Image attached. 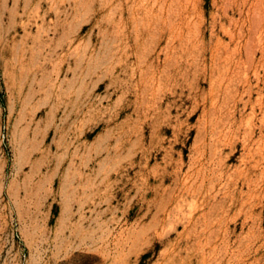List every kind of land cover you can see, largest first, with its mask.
<instances>
[{
  "label": "rangeland",
  "instance_id": "obj_1",
  "mask_svg": "<svg viewBox=\"0 0 264 264\" xmlns=\"http://www.w3.org/2000/svg\"><path fill=\"white\" fill-rule=\"evenodd\" d=\"M0 264H264V0H0Z\"/></svg>",
  "mask_w": 264,
  "mask_h": 264
}]
</instances>
